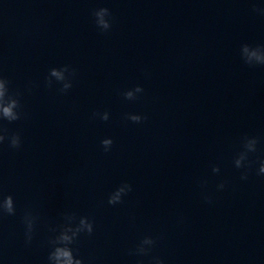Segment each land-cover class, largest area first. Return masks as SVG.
<instances>
[{
	"label": "clouds",
	"instance_id": "1",
	"mask_svg": "<svg viewBox=\"0 0 264 264\" xmlns=\"http://www.w3.org/2000/svg\"><path fill=\"white\" fill-rule=\"evenodd\" d=\"M252 11L260 15H264V7L258 6L253 3ZM95 25L101 32H108L112 27L111 11L106 7L95 9L92 13ZM240 57L245 64L250 67L264 66V45H250L242 44L240 47ZM76 75V70L69 65L60 67H52L48 71V76L45 78V86L53 87L55 81L60 85L58 91L66 93L73 86V79ZM10 81L0 76V121H7L9 124L19 121L24 116L22 105L20 102L19 92L10 91ZM143 87L137 85L132 89L125 90L121 93L125 100L134 101L140 98L143 94ZM92 118H99L102 121H108L110 113L94 112ZM125 119L132 123L139 124L147 119L146 116L141 114L127 113ZM7 142L8 147L12 149H19L22 146L21 136L18 132L9 134L7 128L0 126V145ZM114 141L112 138H104L101 140V146L107 153L111 150ZM259 138L256 136H244L241 142V150L237 153L233 160L236 169H245L241 173V179L247 180L248 173L246 169L251 166L249 160L250 154L257 152V145ZM213 173H219L220 168L214 166ZM258 175H264V160L260 161L257 170ZM206 183V182H205ZM202 188L204 184L201 185ZM225 182L217 185V190H223ZM132 185L125 182L119 185L109 196L107 203L109 205H117L123 203L124 197L132 191ZM206 203H212V197L207 193L203 194ZM16 214V205L12 195H5L0 198V218L4 216H14ZM38 217L30 210L24 212L22 222L24 224V235L26 245L32 243ZM64 223L58 228H53L51 231L55 235L49 239L48 244L50 251L47 256L48 264H84L82 258L74 254L72 245L80 238L81 235L91 236L94 232V221L90 220L87 216L77 217L75 213H66L64 215ZM158 238L152 236H145L139 241L135 248L130 252L131 255L138 257L149 256L152 249L155 247ZM149 264H165L164 259L159 256H151Z\"/></svg>",
	"mask_w": 264,
	"mask_h": 264
}]
</instances>
